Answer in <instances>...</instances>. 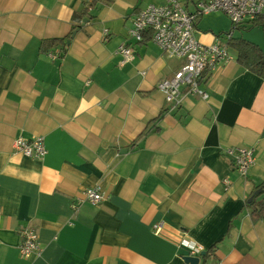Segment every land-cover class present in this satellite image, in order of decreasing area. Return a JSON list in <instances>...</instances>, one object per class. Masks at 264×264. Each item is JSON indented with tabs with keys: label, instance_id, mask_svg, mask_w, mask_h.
I'll return each mask as SVG.
<instances>
[{
	"label": "crops",
	"instance_id": "0c3cea01",
	"mask_svg": "<svg viewBox=\"0 0 264 264\" xmlns=\"http://www.w3.org/2000/svg\"><path fill=\"white\" fill-rule=\"evenodd\" d=\"M93 1L0 0V264H191L183 238L206 248L198 264H264V218L246 207L264 183V78L232 48L201 84L209 97L182 88L172 109L157 83L184 59L129 39L136 13L167 0ZM179 1L196 11L201 0ZM214 13L197 19L201 42L231 31L264 52V20L233 28ZM125 42L134 57L121 65ZM36 135L43 159L14 148ZM234 147L254 149L247 177ZM94 186L104 200L81 201ZM25 227L38 256L20 254Z\"/></svg>",
	"mask_w": 264,
	"mask_h": 264
},
{
	"label": "built area",
	"instance_id": "2783aa9c",
	"mask_svg": "<svg viewBox=\"0 0 264 264\" xmlns=\"http://www.w3.org/2000/svg\"><path fill=\"white\" fill-rule=\"evenodd\" d=\"M218 11L226 13L235 28L247 20L256 18L264 20V0H201L196 11L186 9L179 0H167L161 5L147 4L133 19L129 30L130 40L142 42L145 34L151 33V40L164 52L184 59L183 64L172 76L161 78L157 83L158 90L165 95L172 109L182 104L184 96L182 88L188 93L199 94L207 99L209 94L201 87L202 82L215 67L232 58L228 47V42L233 37L231 31L225 35L227 39L225 42L218 40L212 44L201 42L196 35L198 17ZM119 53L122 56L121 65L131 61L134 57L132 42L122 44ZM14 148L26 156L37 159H43L47 153L45 139L40 135L32 138L20 136L14 140ZM227 152L233 156L234 167L241 176L247 177L256 160L254 149L234 147L229 148ZM104 198L105 193L100 186H94L83 191L81 201L98 205ZM152 228L155 233H161L163 222L154 223ZM22 236L20 254L25 258L38 256L41 246L37 230L34 227H25ZM180 246L186 248L193 256L201 257V253L206 250L203 244L185 238L180 240Z\"/></svg>",
	"mask_w": 264,
	"mask_h": 264
},
{
	"label": "trees",
	"instance_id": "16d2710c",
	"mask_svg": "<svg viewBox=\"0 0 264 264\" xmlns=\"http://www.w3.org/2000/svg\"><path fill=\"white\" fill-rule=\"evenodd\" d=\"M96 3L97 0H94L90 4V7L95 6ZM89 8H85L79 13L76 12L74 14V18L79 16V21H81V19H83V17L86 16L87 13L89 12ZM259 20L262 19L261 18L254 19V23H258ZM77 27L78 25H76L73 28V30H75ZM151 39H152V34L147 33L145 34L143 42ZM60 41H62V39L56 38L49 40L47 44L55 45ZM69 41L70 38L67 40V42ZM228 45H230L234 50H236L237 60L241 65L245 66L249 70L255 72L256 74L264 78V52L259 47L244 39L234 38V37H232L229 40ZM259 189L262 190L259 191L256 195H254V192H256ZM251 197L252 199L251 200L249 199L248 202H246V207L249 210L252 220L257 221L263 219L264 218V183L255 186V188L251 192Z\"/></svg>",
	"mask_w": 264,
	"mask_h": 264
},
{
	"label": "water",
	"instance_id": "95a60500",
	"mask_svg": "<svg viewBox=\"0 0 264 264\" xmlns=\"http://www.w3.org/2000/svg\"><path fill=\"white\" fill-rule=\"evenodd\" d=\"M84 21H87V18H85ZM77 29L73 32L72 36L76 33ZM69 43V42H68ZM262 189L257 190L256 192H254V195H256L259 191H261ZM253 197V196H252ZM252 197L250 198V200L252 199ZM206 251H203L201 253V256L205 255ZM184 260L187 263H191V264H198L200 261V256H193V255H186L184 256Z\"/></svg>",
	"mask_w": 264,
	"mask_h": 264
},
{
	"label": "rangeland",
	"instance_id": "374dc122",
	"mask_svg": "<svg viewBox=\"0 0 264 264\" xmlns=\"http://www.w3.org/2000/svg\"><path fill=\"white\" fill-rule=\"evenodd\" d=\"M214 14H215V15L223 14L226 18H228L224 13H221V11L215 12ZM228 47H229V51L232 52V51H231L232 47H231L230 45H228Z\"/></svg>",
	"mask_w": 264,
	"mask_h": 264
}]
</instances>
